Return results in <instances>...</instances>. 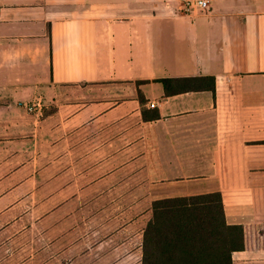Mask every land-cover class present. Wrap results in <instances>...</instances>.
<instances>
[{
    "label": "crops",
    "instance_id": "1",
    "mask_svg": "<svg viewBox=\"0 0 264 264\" xmlns=\"http://www.w3.org/2000/svg\"><path fill=\"white\" fill-rule=\"evenodd\" d=\"M211 192L264 264V0H0V264L27 225L72 252L76 208Z\"/></svg>",
    "mask_w": 264,
    "mask_h": 264
},
{
    "label": "trees",
    "instance_id": "2",
    "mask_svg": "<svg viewBox=\"0 0 264 264\" xmlns=\"http://www.w3.org/2000/svg\"><path fill=\"white\" fill-rule=\"evenodd\" d=\"M242 247V226L226 223L219 192L160 198L143 229L141 264H232Z\"/></svg>",
    "mask_w": 264,
    "mask_h": 264
},
{
    "label": "rangeland",
    "instance_id": "3",
    "mask_svg": "<svg viewBox=\"0 0 264 264\" xmlns=\"http://www.w3.org/2000/svg\"><path fill=\"white\" fill-rule=\"evenodd\" d=\"M142 198H138L137 204L149 206L74 209L73 248L67 255L59 254V248L57 254L52 253L53 248L36 250L34 246L38 239L33 237L36 230L27 225L25 248L17 258L19 261L24 259L25 264H141L143 229L151 218V202L147 196ZM27 207H30L27 209L30 222L38 212L44 211L35 210L31 205ZM127 223L131 224L125 227ZM128 235L134 238L133 243L126 240ZM135 244L137 254L130 257L127 251Z\"/></svg>",
    "mask_w": 264,
    "mask_h": 264
},
{
    "label": "built area",
    "instance_id": "4",
    "mask_svg": "<svg viewBox=\"0 0 264 264\" xmlns=\"http://www.w3.org/2000/svg\"><path fill=\"white\" fill-rule=\"evenodd\" d=\"M184 15H197L209 12L218 0H177ZM155 105V103H151ZM32 108L31 106L29 107Z\"/></svg>",
    "mask_w": 264,
    "mask_h": 264
}]
</instances>
